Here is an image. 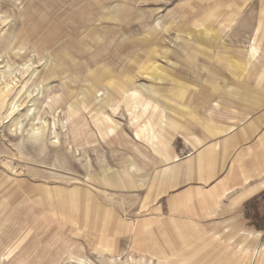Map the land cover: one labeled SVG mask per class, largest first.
I'll return each instance as SVG.
<instances>
[{
  "label": "rangeland",
  "instance_id": "1",
  "mask_svg": "<svg viewBox=\"0 0 264 264\" xmlns=\"http://www.w3.org/2000/svg\"><path fill=\"white\" fill-rule=\"evenodd\" d=\"M95 1L0 0V264H108L111 258L115 264H213L228 252L232 258L226 264L245 260L249 251L237 244H249L242 230L229 229L234 232L229 237L224 229L197 235L193 229L150 222L149 206L142 208L141 162L161 147L172 154L174 129L164 127L170 125L166 116L177 115L183 124L198 115L195 106L192 115L187 107L200 84L190 80L183 87L176 72L202 67L217 44L226 46L221 57L229 78L220 90L252 97L264 88V0H105L113 19L100 14ZM87 12L100 17L84 21ZM69 52L72 59L61 68L64 78L44 79L51 62ZM154 62L162 69L156 70ZM104 63L120 65L118 79L124 72L140 75L137 85L160 90L159 99L172 103L175 111L161 106L159 115L152 112L147 119L128 111L122 101L113 113L116 136L109 143L88 109L96 102L112 113L103 101L109 85L96 82L95 101L87 96L96 67ZM256 76L263 77L260 83H254ZM6 83L11 89L5 94ZM166 86L183 87L189 94L175 97L173 90L164 92ZM68 93L72 98L66 101ZM62 95L61 106L55 97ZM147 121L144 139L138 124L144 128ZM97 203L106 210L92 223ZM257 203L247 213L256 227L246 230L248 239L255 234L264 242V197ZM102 228L109 246L92 235Z\"/></svg>",
  "mask_w": 264,
  "mask_h": 264
},
{
  "label": "crops",
  "instance_id": "2",
  "mask_svg": "<svg viewBox=\"0 0 264 264\" xmlns=\"http://www.w3.org/2000/svg\"><path fill=\"white\" fill-rule=\"evenodd\" d=\"M83 1L88 2L89 0ZM94 3L102 8L99 10L100 14L105 13L106 15H104L108 18H114L113 11L110 12V9L104 4L105 0H98ZM89 15L86 16L87 19L83 20L97 21L100 17L94 13ZM72 18L77 22H84L79 21L74 15ZM91 30H95L93 26H91ZM104 31L111 32L109 28ZM235 33L238 37L241 35L239 32ZM221 44L214 46V55L210 56L209 61H206V57L203 59L201 69L196 66V69H190L189 72L185 70L176 72L177 81L181 86L184 87L190 80L200 84L198 90H195L197 92H194L196 98L191 106L189 105L190 110L187 107V111H190L192 115L191 107L195 106L198 115H190L191 117L186 119L183 124L178 123L177 115L166 116V122L170 125L168 127L164 125V127L168 128L167 130L174 129L170 140L173 151L170 154L167 153V148L163 151L161 147L162 151L146 154L147 157L142 160V208L145 204L148 205L147 217L149 221L155 219L163 222L162 228L193 229L197 235L201 230L224 229L227 237L234 234L233 231L228 232L229 229L242 230L240 231L241 235L245 238L243 241L247 240L249 244L244 247L243 242L237 244L241 251H249V255L244 257L245 260L242 261L240 258L234 264H264V242L258 240V235L254 233L253 237L248 239L250 232L246 230L256 227L254 220L247 213L254 211L253 206L259 207L258 199L264 197V88L253 93L252 97L244 92L235 93L220 90V87L229 80L224 71L226 61L221 57L226 52V46ZM235 51L239 52L240 50L236 48ZM164 52L168 53L167 50ZM190 53L196 55L195 51L190 50ZM216 54L221 60L215 59ZM195 60L193 59V61ZM152 66L159 65L154 62ZM180 66L179 63H176V69H179ZM145 72V70L141 71L142 74ZM119 73L121 74L118 75ZM114 75L120 77L123 73L116 71ZM139 76L131 78L129 88L119 96L111 93L108 87L109 91L105 92L104 98L107 100L103 101L113 108L112 113L105 109L104 104L92 102L93 109L91 111L93 118L97 119L96 128L105 140L116 136L115 127L117 125L112 118L122 101H125L128 111L133 114L137 111L147 119L153 113L159 115L161 112H158V109L161 106L165 108L164 110L175 111V106L171 105L172 103L159 99L160 90L143 89L137 85L135 80ZM157 78L164 80L161 79L162 77L154 79ZM262 78V76H256L254 83H260ZM103 83L107 84V80H104ZM208 85H214L215 88H207ZM183 87L176 89L166 86L163 89L166 90L165 93H168V90H173L172 93L175 97L186 96L189 94V90ZM201 87L204 88L200 90ZM97 92L91 96L94 101ZM194 94L192 93V95ZM91 98L89 99L91 100ZM101 117H104V120ZM148 122L144 128H142L141 122L138 124L140 137L142 136L144 139L146 136L143 133L147 131L146 128L150 124ZM111 141L109 140V143ZM149 160L152 162L150 163ZM93 206L92 223L95 222L96 217L100 218V215L106 210L105 206L98 203ZM103 229H100L97 236L94 233L92 235L109 246L111 244L106 238L108 237L105 233L106 230ZM75 233L81 234L77 230ZM258 243L263 244L259 247ZM256 251H258L257 256H255ZM157 252L160 256L165 257L163 249H158ZM212 253L210 252L209 255ZM231 258L228 252L225 259L220 258L218 263L214 262L213 264H226L225 260L229 261ZM182 263L180 262V264Z\"/></svg>",
  "mask_w": 264,
  "mask_h": 264
},
{
  "label": "bare ground",
  "instance_id": "3",
  "mask_svg": "<svg viewBox=\"0 0 264 264\" xmlns=\"http://www.w3.org/2000/svg\"><path fill=\"white\" fill-rule=\"evenodd\" d=\"M86 8V7H85ZM69 17V16H68ZM70 18V17H69ZM71 19V18H70ZM108 35V34H107ZM100 36V35H99ZM108 37V36H107ZM95 46V45H94ZM147 50V49H146ZM136 54V53H135ZM142 56H144V55H142ZM64 57V58H63ZM72 56H71V54H70V52L68 53V56H62V55H60V57H58V59L57 58H55L52 62H51V64L49 65V68L47 69V72H46V74H45V77H44V79L46 78L47 80H49V79H51V78H53V77H59V78H61V79H63L64 78V76H63V74H64V72H66V70L65 71H62L61 70V68H65V65H64V63H66L67 62V60H68V62H70V60L72 59L71 58ZM76 57V56H75ZM145 57V56H144ZM81 60H83V59H81ZM76 62V61H75ZM84 62V61H83ZM103 62V61H102ZM86 63V62H85ZM114 63V62H113ZM139 63V62H138ZM105 65L104 66H102V69H101V66H98V67H96V69H95V75H94V80L92 79V80H90L91 81V83H90V86H89V95L87 94V96H89V98H91V96H92V94H94V93H96L97 91H99L98 89H97V84L95 83V82H99V81H104V80H107V84L109 85V87H110V90H111V92L114 94V93H117V94H122V93H124L125 92V90H126V82L127 83H129L130 81H131V78H134L133 76H128L129 74L127 73V72H124V74H125V76H123V77H121L120 79H118V77L117 76H115L114 75V72H119V71H121V70H119V68H120V65L117 63V64H112V65H109V64H107V63H104ZM86 65V64H85ZM141 65H142V63H141ZM87 66V65H86ZM156 68V70H161L162 69V67H160V66H155ZM90 68V67H89ZM99 70V73H100V77L98 78V79H96L95 78V76H96V70ZM89 70V69H88ZM53 71V72H52ZM71 72V71H70ZM93 72V71H92ZM128 74V75H127ZM113 77H115V78H113ZM7 84V83H6ZM6 87H5V94L6 93H8V91L11 89V85L10 84H7V85H5ZM68 87H67V85L65 86V90L67 89ZM57 100L56 101H58L59 103H60V105L62 106V98H64V96L62 95L60 98L59 97H55ZM70 98H72V95L71 94H69L68 93V96L65 98L66 99V101H67V99H70ZM88 109H93V107H91V103H88ZM16 106H18L17 105V102L16 103H13L12 104V106H11V108H10V115L14 112V111H16ZM31 111V110H30ZM82 113V112H81ZM83 120H84V118H82ZM74 123V122H73ZM75 124H76V122H75ZM37 129H39V128H37ZM257 254H258V251H256L255 252V256H257ZM257 260V259H256ZM115 259L114 258H111L110 259V261L108 262V264H115ZM87 262V261H86ZM256 263H257V261H256Z\"/></svg>",
  "mask_w": 264,
  "mask_h": 264
}]
</instances>
